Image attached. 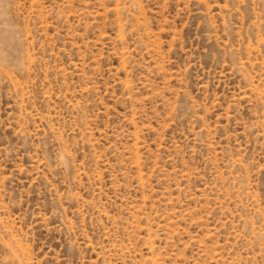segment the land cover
Returning a JSON list of instances; mask_svg holds the SVG:
<instances>
[{"label":"rangeland","instance_id":"obj_1","mask_svg":"<svg viewBox=\"0 0 264 264\" xmlns=\"http://www.w3.org/2000/svg\"><path fill=\"white\" fill-rule=\"evenodd\" d=\"M0 264H264V0H0Z\"/></svg>","mask_w":264,"mask_h":264}]
</instances>
